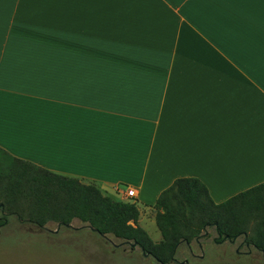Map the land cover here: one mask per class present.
Listing matches in <instances>:
<instances>
[{"label":"crops","instance_id":"crops-1","mask_svg":"<svg viewBox=\"0 0 264 264\" xmlns=\"http://www.w3.org/2000/svg\"><path fill=\"white\" fill-rule=\"evenodd\" d=\"M0 150L150 235L177 178L217 203L264 182V0H0Z\"/></svg>","mask_w":264,"mask_h":264},{"label":"trees","instance_id":"trees-1","mask_svg":"<svg viewBox=\"0 0 264 264\" xmlns=\"http://www.w3.org/2000/svg\"><path fill=\"white\" fill-rule=\"evenodd\" d=\"M12 158L13 172L0 174V232L13 215L39 227L57 222L67 228L79 219L100 235L122 239L139 247L144 256L171 264L183 243L190 244L213 226L218 234L215 243L244 236L264 253V182L217 203L200 178H177L154 204L163 236L157 242L139 224L136 202L115 199L95 183Z\"/></svg>","mask_w":264,"mask_h":264},{"label":"rangeland","instance_id":"rangeland-1","mask_svg":"<svg viewBox=\"0 0 264 264\" xmlns=\"http://www.w3.org/2000/svg\"><path fill=\"white\" fill-rule=\"evenodd\" d=\"M13 169L12 156L0 150V174ZM16 217L13 215L0 232V264H160L144 256L139 247L112 235H100L79 219L66 228L57 222L39 227ZM158 231H151L157 242ZM216 236L215 227L208 226L200 237L181 245L177 260L171 264H264V253L248 245L244 236L221 244L215 243Z\"/></svg>","mask_w":264,"mask_h":264},{"label":"built area","instance_id":"built-area-1","mask_svg":"<svg viewBox=\"0 0 264 264\" xmlns=\"http://www.w3.org/2000/svg\"><path fill=\"white\" fill-rule=\"evenodd\" d=\"M127 196L129 197V198H132V197H135L136 196V191H135V189H129L128 190V192H127Z\"/></svg>","mask_w":264,"mask_h":264},{"label":"flooded vegetation","instance_id":"flooded-vegetation-1","mask_svg":"<svg viewBox=\"0 0 264 264\" xmlns=\"http://www.w3.org/2000/svg\"><path fill=\"white\" fill-rule=\"evenodd\" d=\"M248 245H250L251 243L250 242H247ZM185 261H189L188 259H186Z\"/></svg>","mask_w":264,"mask_h":264},{"label":"water","instance_id":"water-1","mask_svg":"<svg viewBox=\"0 0 264 264\" xmlns=\"http://www.w3.org/2000/svg\"><path fill=\"white\" fill-rule=\"evenodd\" d=\"M20 219V218H19ZM72 224H68V226H71ZM93 230H95L94 228H92Z\"/></svg>","mask_w":264,"mask_h":264}]
</instances>
